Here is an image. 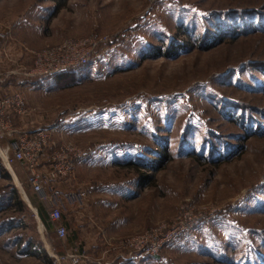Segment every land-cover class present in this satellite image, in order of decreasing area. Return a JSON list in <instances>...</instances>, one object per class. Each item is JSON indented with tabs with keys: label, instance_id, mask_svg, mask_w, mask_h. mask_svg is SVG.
Instances as JSON below:
<instances>
[{
	"label": "rangeland",
	"instance_id": "obj_1",
	"mask_svg": "<svg viewBox=\"0 0 264 264\" xmlns=\"http://www.w3.org/2000/svg\"><path fill=\"white\" fill-rule=\"evenodd\" d=\"M217 26L233 36L164 55L175 38L186 42ZM4 29L31 50L111 38L77 82L24 88L30 112L17 125L55 126L47 154L62 143L84 151L73 182L48 181L45 189L56 192L62 223L74 194L87 239L88 223L97 224L86 249L157 240L198 217L139 264H264V0H0ZM155 47L163 54H152ZM129 160L157 162L152 184L137 186ZM2 168L11 175L0 172V225L12 224L0 233V264H52L49 253L64 252L68 236L47 230L38 206L48 216L50 202L30 190L26 168L0 156ZM14 172L26 210L14 204L13 189L22 190ZM113 226L116 237L106 235ZM27 240L48 255L26 252Z\"/></svg>",
	"mask_w": 264,
	"mask_h": 264
},
{
	"label": "built area",
	"instance_id": "obj_2",
	"mask_svg": "<svg viewBox=\"0 0 264 264\" xmlns=\"http://www.w3.org/2000/svg\"><path fill=\"white\" fill-rule=\"evenodd\" d=\"M103 42H111V38L90 36L80 40L67 39L58 45L32 50L31 64L22 65L13 70L0 71V82L12 77H18L21 80L41 78L81 68L88 65L98 54ZM27 111V102L20 89L13 93L0 94V141L10 140L1 150L2 152L0 151V156L6 164L16 162L26 168L29 186L39 200L50 202L48 216L56 224L58 236L64 238L68 235V229L64 224L59 223L62 220V211L57 203L56 192L47 194L45 188L48 181L60 183L70 180L75 174L77 161L85 153L71 143H62L47 154L51 134L56 127L37 128L30 131L17 128L14 125V117L24 115ZM45 155H47V163L43 168ZM83 194L80 195L83 196ZM74 196L72 194L68 198L72 199ZM198 221L199 218L196 217L187 226L177 225L166 234L162 236L159 234L161 237H155V239L158 238L157 240L148 241L145 236L124 239L107 249V251L116 252V256L111 260L105 257L91 259L78 247L63 253L50 252L49 254L52 264H112L115 260L134 263L147 255H157L164 245L175 240L180 234L190 232ZM154 234L156 235V232Z\"/></svg>",
	"mask_w": 264,
	"mask_h": 264
},
{
	"label": "crops",
	"instance_id": "obj_3",
	"mask_svg": "<svg viewBox=\"0 0 264 264\" xmlns=\"http://www.w3.org/2000/svg\"><path fill=\"white\" fill-rule=\"evenodd\" d=\"M7 31L4 29V31H0V71H8L9 68L11 69H16L15 67H19L22 65H27L31 64L33 55L31 53V49L26 48L22 42L17 41L16 42H11V38L7 35ZM7 67V68H6ZM4 69V70H3ZM63 82V79L60 78L59 76H46V77H41V78H30L26 80H21L18 77H12L10 79L5 80L4 82H0V94L4 93H13L16 90L20 89L23 92L24 88L32 89V90H39L38 88H42L43 86L54 88L55 86H59ZM24 95V94H23ZM25 97V96H24ZM28 111L24 115H18L14 117V125L17 127L18 125V120H20L22 117H25L29 114V107L27 104ZM21 117V118H20ZM26 119H23V122H25ZM37 129V128H36ZM33 130V129H31ZM56 130V129H55ZM30 131V130H29ZM4 141V140H3ZM47 155H45V160L43 161V168L46 167V161ZM80 159L77 161V166L75 170L74 176L70 179L65 181L66 184L71 183L75 180L76 174H77V168H78V163ZM14 177H16L22 187V190L18 189L21 194H24L26 198L28 199V196L25 192L24 186L22 184V181L17 177L16 173H13ZM16 180V179H15ZM26 184L29 186L27 182V177H26ZM24 180V181H25ZM17 184V182H16ZM57 185H61V183H56ZM30 190L33 192L31 187L29 186ZM35 193V192H34ZM36 194V193H35ZM37 199L39 200L37 194H36ZM25 200V198H24ZM29 201V200H28ZM69 201V200H68ZM32 205V204H31ZM68 208L71 209V215L70 217L68 216L66 220L62 223L64 224L67 229H68V238L66 242V249L64 250H70L73 247H78L81 251L85 252L91 259L95 258L98 259L100 257H105L106 259H112L116 256L115 251H107V249L102 250L101 247H98L96 249H91L88 247V249L85 248L84 245H82L83 241L95 239L98 237V233H96V226L97 224L91 220V222L88 223V228H89V235L91 236L89 239H87L86 235L88 234V231L86 229L85 223L83 222V219L77 218L76 213L85 215L84 212H81L83 209V204L80 202L77 203L74 198H72L69 201ZM48 211V210H47ZM117 223L116 220L113 221V224ZM54 224V223H53ZM53 229L56 230V224H54ZM94 230V231H93ZM119 226L115 228L114 226L112 228H109V230H106V235L111 237H116L117 234L119 233ZM96 233V234H95ZM99 246V245H98ZM97 256V257H94ZM143 261V260H142ZM142 261H137L134 263H123L120 261L115 260L112 264L118 262L119 264H139ZM86 264V263H84Z\"/></svg>",
	"mask_w": 264,
	"mask_h": 264
},
{
	"label": "trees",
	"instance_id": "obj_4",
	"mask_svg": "<svg viewBox=\"0 0 264 264\" xmlns=\"http://www.w3.org/2000/svg\"><path fill=\"white\" fill-rule=\"evenodd\" d=\"M224 33L225 34L227 33L229 38H231L233 36V33L228 34V32L223 31L222 28H219L217 26L216 31H213V34L212 33H208V34H206L203 37L191 36L190 37L191 39H189V40L186 39V42H185V40L176 42L175 41L176 38H175L170 43H168L167 53L164 52V55H166V56H174L177 53L178 50L186 49V46L187 47L188 46L189 47L190 46L193 47L194 46L193 42H195V45L198 42L200 44V46H205L207 48L208 45H210V42H218V41L223 40L225 38V36H224L225 34ZM187 35L190 36L189 33H187ZM162 50L163 49L161 47H155V48H153L151 53L152 54L154 53L155 55H160V54H163ZM89 64H91V62ZM88 65H86V66H88ZM86 66H83V67L78 68V69H72V70L61 72V73H57V74H54L53 76H59L60 78L63 79V82L67 81V83H69L71 81H74L75 79H81L86 74V72L88 70V68ZM74 82H77V81H74ZM166 155L167 154L165 152L164 153V157L168 158L169 156H166ZM194 158L197 159L196 156H194ZM132 162H133L132 160H129V162H127V163H132ZM132 164L135 165V167H133V168L137 171V173L140 176V178L136 182L137 186L141 187L143 185L152 184L151 180L153 178V174H155L158 171V169H159V166H158L157 162L156 161L155 162L146 161L145 163H142V164L138 163V162H135V163H132ZM144 168L146 169V171H143ZM0 172L4 173L5 174L4 176H6V177H10V175H11L7 168H5V169L2 168ZM12 193H14V196H15L14 200H15L16 203H14V204H17V206H18V208L20 210H26L27 209V205H26L24 199L20 196V193H19L18 189L17 188L13 189ZM10 205L11 204H9L8 206H10ZM38 207H39L38 208L39 211H41L40 214H41L42 220H43L47 230H49V231L52 230L54 224L49 219V217L47 216L45 206L41 205V206H38ZM11 224L12 223L8 222V221L2 222L1 225H0V233L5 231L7 229V227H9ZM25 244H26V247H27L26 252H30L31 251L30 254H34V255L40 257V256H42L43 252L44 253L46 252V250L44 249L43 245H41L40 243H34L31 240H27L25 242ZM62 252H60V253H62ZM46 254L48 255L47 252H46ZM114 264H119V263L116 262Z\"/></svg>",
	"mask_w": 264,
	"mask_h": 264
}]
</instances>
